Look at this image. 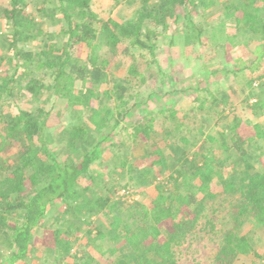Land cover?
<instances>
[{
  "label": "trees",
  "instance_id": "16d2710c",
  "mask_svg": "<svg viewBox=\"0 0 264 264\" xmlns=\"http://www.w3.org/2000/svg\"><path fill=\"white\" fill-rule=\"evenodd\" d=\"M33 2L0 0V264H29L28 258L42 257L34 235L55 206L65 213L60 212L56 224L59 219L62 224L42 251L45 261H52L48 264H177L175 247L187 240L224 194L232 196L213 264H234L241 255H259L242 229L250 222L264 225V124L244 127L226 113L230 98L209 90L217 70L203 61L182 89L196 95L193 115L181 112L174 103L161 106L165 120L161 129L154 124L158 110L146 107L140 113L139 104L144 105L140 95L129 93L132 80L141 75L137 57L132 55L130 79L113 84L107 70L120 46L127 51L138 45L153 56L172 24L177 28L170 43L184 36L185 43L202 44L205 26L194 25L193 12L216 6L218 0H141L131 18L101 20L99 28L97 14L90 8L92 0H42L41 10L47 9L54 20L58 15L66 21L62 46L42 29L41 20L33 18L29 9ZM220 4L224 20L264 33V0ZM84 42L85 59L75 51V45ZM158 70L160 85L181 80L173 70L168 74L162 67ZM102 84L108 87L99 91ZM22 90L32 101L45 92L60 99L65 107L57 112L59 125L49 123L51 108L5 110L6 102L17 101ZM104 97L108 103L102 101ZM259 103L264 99L252 105ZM129 121H135L131 136L143 149L140 164L150 167H141L134 177L140 184L165 182L156 185L149 203L127 205L125 200L98 194L91 185L82 186L86 178L96 180L92 165ZM206 121H212L215 131H205ZM123 158L121 167L130 160L128 152ZM134 162L130 171L135 170ZM83 209L90 219L102 220L86 230L92 236L88 246L93 252H73L64 231L65 222H70L66 213L76 218ZM80 223L81 218L71 222L77 227Z\"/></svg>",
  "mask_w": 264,
  "mask_h": 264
},
{
  "label": "rangeland",
  "instance_id": "374dc122",
  "mask_svg": "<svg viewBox=\"0 0 264 264\" xmlns=\"http://www.w3.org/2000/svg\"><path fill=\"white\" fill-rule=\"evenodd\" d=\"M224 1L218 0L219 4L205 10L202 8L199 11L194 10V25L205 26L202 38L203 43L200 45L185 43L186 38L184 36L177 39L174 44L170 43V35L173 33L174 28H177V26L172 24V27L161 36L160 45L155 49L153 56L148 49L139 48L138 45H130L127 51L120 46L119 55L110 57L111 61L107 70L109 71L110 79L113 80V84L114 80L131 78L128 72L134 62L132 55L137 57L135 62L141 71V75L132 80L129 93L140 95L139 100L141 104H144L142 106L139 104L140 113L144 112L146 107L151 110H158L155 113L156 119L154 121L157 129L163 128L165 123L163 113H159L161 106L166 108L167 104L172 105L174 103L181 112L189 114L190 117L193 115L197 104L194 101L196 95L189 91L184 94L182 89L185 91L187 83L185 80L194 77L197 71L203 67V62L212 69L217 70L216 74L213 75L214 77H212L214 82L208 86L209 90L216 95L225 93L230 98L226 113L237 117L244 127L255 123L264 124V103L252 105L256 101L264 99V33L252 32L245 29V27L236 26L235 22L224 20L220 6V2ZM41 2L42 0H34L29 8L33 14L35 13L33 18L41 20L42 29L53 34L59 45L62 46L67 37L66 21L57 17L58 15L54 20L48 15L47 9H40ZM140 4L141 0H123L119 3H117V0H92L90 8L97 14L96 26L99 28L101 20L113 19L122 22L127 18H131L135 15ZM186 24L188 22L184 23V25ZM182 25L181 23V27ZM34 43L36 44V42ZM75 47V51L85 59L88 52L85 42L75 45ZM104 52L105 50L102 48L101 54ZM159 67H162L163 72L167 74L170 70H173L178 78L181 79H179L180 82L163 85L157 83L156 81L161 78ZM222 68H226L227 71L221 72ZM153 72L155 74L154 77L151 74ZM45 82L49 84L47 79ZM107 87L108 85L102 84L98 90L101 91ZM32 98L33 101L31 98V100H28L25 90H22V94L17 96V101L6 102L8 105L5 110L16 112L18 106L28 109H33V107L37 106L42 109L51 108L53 115L49 123L52 127H57L60 123L57 112L63 109L65 104L60 99H55L49 92ZM102 101L109 102L105 100V97L102 98ZM104 106L106 105L104 104ZM196 112L198 113L199 111L196 110ZM136 118L138 117L134 119ZM199 121L202 122L201 120ZM124 124L126 126L122 128L121 132L115 138H111L105 145L102 157L92 165L96 180L93 181L90 178H86L83 180L82 186L91 185L98 194H108L114 200H125L127 205L134 201L149 203L157 192L156 185L164 184L165 182L156 179L153 183L145 182L140 184V181L134 177L139 175L141 167L143 169H149L150 167L148 165L144 167L140 164L143 149L140 147L141 144H135L131 136L132 124H135V121H129ZM222 124L220 126L223 127L226 122L222 121ZM205 131L210 133L215 131L212 121H206ZM125 142L127 144H124ZM125 152H128L130 160L127 162V166L121 167L120 162L124 160ZM133 161H135V164L132 169L134 168L135 170L130 171L129 164ZM153 168L157 169L156 166ZM132 176L134 177L133 179ZM118 187L121 188L117 189ZM231 196L224 194L218 197L212 203V206L208 208L207 217L197 225L187 240L175 247L177 264H213L221 242L219 232L223 227V216L226 213ZM62 210L61 206H55L43 223L44 227H40L35 232V244L39 246V252L42 257L39 260L32 257L28 258L29 264L52 263L51 260H48V263L45 261L42 251L49 245V241L54 240L52 238L53 230L62 224L60 222L62 219H59L56 224L57 218L61 216L60 212L61 214L65 213H62ZM85 212L86 210L83 209L82 213H79L76 218L66 213V220L68 219L70 222H65L64 231L72 242L73 252L76 250L87 251V249L93 252L92 248L88 246L92 236L87 234L86 230L94 228L102 220L99 217L90 219ZM79 217L83 220L82 225L80 223L78 225L80 227H77V225L72 226L71 222L78 221ZM208 217L210 221H208ZM79 222L81 221L79 220ZM48 226H50V229L46 230L45 227ZM242 232L248 234L259 255L252 253L241 255L234 264H264V225L250 222L243 227ZM81 254L82 252L79 253V255ZM69 260L71 259L69 258Z\"/></svg>",
  "mask_w": 264,
  "mask_h": 264
}]
</instances>
